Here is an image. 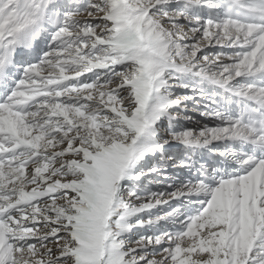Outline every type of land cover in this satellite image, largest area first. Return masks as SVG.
<instances>
[{"label":"snow or ice","instance_id":"6c2138e0","mask_svg":"<svg viewBox=\"0 0 264 264\" xmlns=\"http://www.w3.org/2000/svg\"><path fill=\"white\" fill-rule=\"evenodd\" d=\"M0 264H264V0H0Z\"/></svg>","mask_w":264,"mask_h":264}]
</instances>
